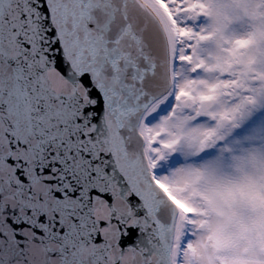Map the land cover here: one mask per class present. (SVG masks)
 <instances>
[{"label":"snow or ice","instance_id":"obj_1","mask_svg":"<svg viewBox=\"0 0 264 264\" xmlns=\"http://www.w3.org/2000/svg\"><path fill=\"white\" fill-rule=\"evenodd\" d=\"M0 264H264V0H0Z\"/></svg>","mask_w":264,"mask_h":264}]
</instances>
